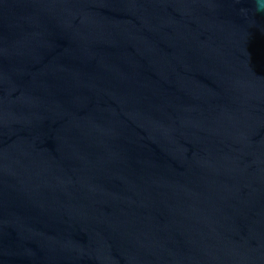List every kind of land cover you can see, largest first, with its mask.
Listing matches in <instances>:
<instances>
[{
  "label": "water",
  "instance_id": "95a60500",
  "mask_svg": "<svg viewBox=\"0 0 264 264\" xmlns=\"http://www.w3.org/2000/svg\"><path fill=\"white\" fill-rule=\"evenodd\" d=\"M0 264H264V0H0Z\"/></svg>",
  "mask_w": 264,
  "mask_h": 264
}]
</instances>
